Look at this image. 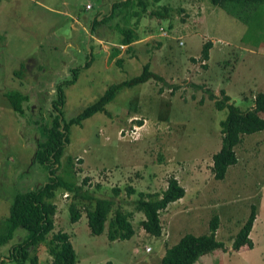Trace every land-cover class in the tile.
<instances>
[{
  "label": "rangeland",
  "instance_id": "rangeland-1",
  "mask_svg": "<svg viewBox=\"0 0 264 264\" xmlns=\"http://www.w3.org/2000/svg\"><path fill=\"white\" fill-rule=\"evenodd\" d=\"M122 1L0 0V219L8 216L15 194L47 178L46 167L33 162L36 122L48 121L56 84L71 79L72 69L81 66L76 81L64 86L63 117L68 120L110 84L140 73L147 64L163 79L122 88L106 105L109 114L96 112L72 125L65 156L73 158L76 183L93 196L112 197L118 188L116 199L129 203L139 192L160 194L170 177L179 182L184 196L160 211L159 236L147 234L139 225L142 214L133 212L132 235L109 241L107 222L102 233L90 232L88 200L73 199L58 188L51 232L68 233L75 264H160L166 248L182 233L207 232L216 213V234L225 249L203 255L195 264H264V130L242 136L235 148L238 163L228 168L224 180L216 181L211 172L212 156L221 148L219 123L227 114L214 102L224 91L228 102L245 110L256 93L264 92V7H248L241 19L209 0H145L146 14L166 8L168 19L158 22L142 15L135 26L138 38L127 46L117 43L119 28L130 26L134 17L124 23L119 13L91 30L95 15L99 21L110 16L111 6ZM89 35L100 45L93 47L89 66L82 67L91 58ZM208 40L209 58L201 61ZM116 45L119 52L112 56ZM9 89L29 96L23 116L4 97ZM260 116L264 119V111ZM127 186L135 191L128 197ZM71 203L81 214L76 221L70 219ZM126 204L123 210L131 212L132 204ZM251 204L258 208L255 248L236 252L231 240ZM25 233L18 226L0 244V264H18L9 249ZM37 247L38 264H50L47 244L41 241Z\"/></svg>",
  "mask_w": 264,
  "mask_h": 264
},
{
  "label": "trees",
  "instance_id": "trees-1",
  "mask_svg": "<svg viewBox=\"0 0 264 264\" xmlns=\"http://www.w3.org/2000/svg\"><path fill=\"white\" fill-rule=\"evenodd\" d=\"M159 1L153 0V2ZM209 1L211 4L225 10L228 14L241 19H244L248 13V7H252L254 10L258 7H264V0ZM134 6L138 7V9H134ZM167 12V9L164 8L163 11H149L146 14L145 0H123L121 3L111 6L108 12L110 16L99 21L97 19L99 14L95 15L91 20V30L94 31L98 23L107 21L113 15L119 13L122 14L124 23H128L127 17L129 19L134 17V21L130 23V26L119 28L121 36L117 43L128 46V44L138 38L135 26L142 15L146 14L149 17L157 18L158 22H162L168 19ZM149 30L151 31V28ZM89 36L87 48H89L88 55L91 57L94 52L93 47L95 45L99 47L100 43L91 35ZM211 45L212 42L209 40L203 43L200 54L201 61L209 58ZM118 52L119 45L113 46L111 55L116 56ZM91 61L92 57L87 59L85 61L86 64L82 67H88ZM117 62L119 63L120 61ZM203 67H206L205 63ZM80 69L81 66L73 68L71 79L56 84V97L51 101L48 121L42 124L35 121L39 138L36 141L33 162L35 161L46 167L48 174L45 182L38 183V186L30 187L27 191L15 194L9 207L8 216L0 219V226L4 229L3 232H0V244L9 240L18 226H22L26 230L22 240L12 244L9 249L11 259L18 264L27 262L29 264H38L37 246L41 241L48 246V251L51 255L50 264L76 263L75 250L68 233L61 229L51 232L53 228L52 217L55 213V205L52 203V199L54 191L58 188L69 192L73 199L79 197L88 200L89 205L85 207V216L87 217V225L90 228V232L93 234L102 233L105 230V222H107L105 232L109 241L124 240V238H129L132 235L133 228L129 218H131L133 212L142 214L139 225L147 234L159 236L163 227L160 211L168 208L170 204L184 196L183 188L174 177H170L167 180V186L160 194H143L139 192L137 193V198L129 203L125 202L126 200L116 199L120 192L118 188L112 190V197H101L93 196L76 183L73 158L65 156L66 146L69 143L70 127L74 124L80 125L96 112L109 114L105 107L122 88H129L150 79L159 81L163 79L156 72L150 71L147 64H144L140 73L110 84L95 102L83 108L75 116L65 120L63 117V105L65 103L64 86L76 81ZM222 95L221 99H217L214 102L217 109L227 110L225 118L219 123L221 148L212 156L211 172L216 181L224 180L228 168L238 163L235 148L239 145L242 136L264 130V119L260 116V112L264 111V92L256 93L253 106L245 110L240 109L232 102H228L230 98L224 91ZM210 96L212 97L213 95L210 94ZM4 97L14 112L21 116L24 115V103L29 100L27 94L22 93L19 89H9L4 92ZM63 161L64 163H62ZM57 171L61 173L56 174ZM85 183L86 180L84 181ZM134 192V189L129 186L124 189L127 197ZM92 202L93 205L91 206ZM125 204H132L133 209L131 212L123 210ZM69 210L72 221H76L81 217L74 203L69 205ZM257 211L256 204L249 205L245 220L232 237V250L242 252L252 249L253 242L251 237L248 236V232L252 228ZM218 227L219 215L214 213L208 221L207 232L200 234L192 232L182 233L175 244L166 248L164 255L160 259V264H195L203 255L210 254L215 250L224 251V242L219 240L216 234ZM49 233L50 237H48ZM31 252H33L32 255H30ZM105 264H111V261H106Z\"/></svg>",
  "mask_w": 264,
  "mask_h": 264
},
{
  "label": "crops",
  "instance_id": "crops-1",
  "mask_svg": "<svg viewBox=\"0 0 264 264\" xmlns=\"http://www.w3.org/2000/svg\"><path fill=\"white\" fill-rule=\"evenodd\" d=\"M257 44V43H256ZM253 46H255V45H253ZM254 104V103H253ZM253 106V105H252ZM257 213H258V211H257ZM256 213V214H257ZM257 218H258V216H256V218H255V220H254V222H253V225H252V228H251V230H249V232H248V236L249 237H251V240H252V242H253V247H252V249H254L255 248V242H254V240H253V237H252V233H253V231L255 230V224H256V222H257ZM252 249H249V250H252ZM246 251H248V250H246ZM243 252V251H242Z\"/></svg>",
  "mask_w": 264,
  "mask_h": 264
},
{
  "label": "built area",
  "instance_id": "built-area-1",
  "mask_svg": "<svg viewBox=\"0 0 264 264\" xmlns=\"http://www.w3.org/2000/svg\"><path fill=\"white\" fill-rule=\"evenodd\" d=\"M86 8H90V6L88 5V6H86Z\"/></svg>",
  "mask_w": 264,
  "mask_h": 264
}]
</instances>
